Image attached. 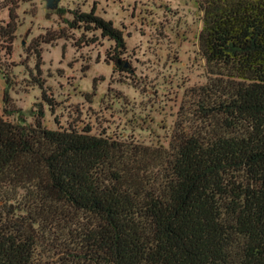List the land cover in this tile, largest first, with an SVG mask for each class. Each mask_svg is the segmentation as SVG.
<instances>
[{
	"label": "trees",
	"instance_id": "obj_1",
	"mask_svg": "<svg viewBox=\"0 0 264 264\" xmlns=\"http://www.w3.org/2000/svg\"><path fill=\"white\" fill-rule=\"evenodd\" d=\"M30 1L1 2L7 56ZM199 1L213 77L190 89L168 146L49 127L42 103L28 121L11 95L16 65L0 63V264H264V0ZM96 11L66 22L114 41L119 64L123 30ZM35 49L30 82L54 112Z\"/></svg>",
	"mask_w": 264,
	"mask_h": 264
},
{
	"label": "rangeland",
	"instance_id": "obj_2",
	"mask_svg": "<svg viewBox=\"0 0 264 264\" xmlns=\"http://www.w3.org/2000/svg\"><path fill=\"white\" fill-rule=\"evenodd\" d=\"M1 2L0 20L6 22L9 11ZM94 5L97 14L123 30L126 48L119 59L124 68L111 58L114 41L66 22L72 9ZM60 7L67 12H57ZM57 8H47L45 0L19 4L12 55L0 51V63L16 65L11 88L16 107L33 121V111L42 103L49 127H90L95 134L168 146L177 120L189 107L190 89L213 77L200 49V1L60 0ZM35 47L41 50L43 76L57 102L54 112L30 82ZM5 87L0 71L1 111Z\"/></svg>",
	"mask_w": 264,
	"mask_h": 264
},
{
	"label": "water",
	"instance_id": "obj_3",
	"mask_svg": "<svg viewBox=\"0 0 264 264\" xmlns=\"http://www.w3.org/2000/svg\"><path fill=\"white\" fill-rule=\"evenodd\" d=\"M46 6L49 9H55L58 7L60 0H45Z\"/></svg>",
	"mask_w": 264,
	"mask_h": 264
}]
</instances>
